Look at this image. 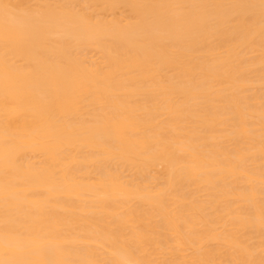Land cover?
<instances>
[{
	"label": "bare ground",
	"instance_id": "1",
	"mask_svg": "<svg viewBox=\"0 0 264 264\" xmlns=\"http://www.w3.org/2000/svg\"><path fill=\"white\" fill-rule=\"evenodd\" d=\"M177 251L264 264V0H0V264Z\"/></svg>",
	"mask_w": 264,
	"mask_h": 264
},
{
	"label": "rangeland",
	"instance_id": "2",
	"mask_svg": "<svg viewBox=\"0 0 264 264\" xmlns=\"http://www.w3.org/2000/svg\"><path fill=\"white\" fill-rule=\"evenodd\" d=\"M250 56H252V55H250ZM253 56H254V55H253ZM200 197H201V199H202V197H204V195L202 194ZM185 249H186V248H185ZM185 249H183V250L185 251ZM187 250H188V248H187ZM184 251H183V252L177 251V253L174 252V255H170V256L166 257V258H165L166 260H165V259H164V260L161 259L162 264H164V261H167V260H168L167 263H169V264L171 263V264H172L173 262H171V261H172V260L174 261L176 258H177V259L179 258V260L176 259L177 262H178V261H179V262H182V260L185 259L186 257L183 258V259L180 258V257L187 256L190 250H188V253H187L186 255H185V254L183 255V253H186V252H187V251H186V252H184ZM179 252H180V253H179ZM191 253H192V251H191ZM191 253H190V255H192ZM176 255H178V257H177ZM181 255H183V256H181ZM190 255L187 256L188 259H189V256H190ZM174 256H175L176 258H175ZM179 256H180V257H179ZM173 257H174V258H173ZM190 257H191V256H190ZM169 258H170V259L172 258V259L169 260ZM162 260H163V261H162ZM176 260H175V261H176ZM185 260H187V259H185ZM169 261H170V262H169ZM183 262H184V260H183ZM165 263H166V262H165ZM174 263H175V262H174Z\"/></svg>",
	"mask_w": 264,
	"mask_h": 264
}]
</instances>
